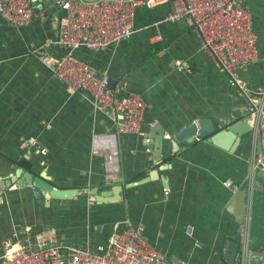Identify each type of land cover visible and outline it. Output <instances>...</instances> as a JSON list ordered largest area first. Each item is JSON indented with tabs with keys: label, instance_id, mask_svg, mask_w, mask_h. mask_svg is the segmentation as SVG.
<instances>
[{
	"label": "crops",
	"instance_id": "crops-1",
	"mask_svg": "<svg viewBox=\"0 0 264 264\" xmlns=\"http://www.w3.org/2000/svg\"><path fill=\"white\" fill-rule=\"evenodd\" d=\"M258 37V61L242 73L264 90V0H243ZM45 20L15 27L0 17V242L33 238L46 227L61 244L104 246L114 230L140 228L146 242L172 264H264V176L248 170L259 153L252 132L226 151L200 138L177 142L174 136L198 123L219 131L246 117L248 105L184 22L166 21L169 4L136 10L135 33L106 51L86 47L74 53L101 74L116 80L120 97L140 94L145 103L142 134H119L115 122L95 108L83 92L64 82L32 53L50 45L56 58L62 46L53 0L42 4ZM217 133L213 130L212 135ZM113 135L119 154V181H106L104 160L92 154L94 136ZM159 139L161 158L145 140ZM29 143V150L22 143ZM35 144V145H34ZM105 144V139H103ZM150 149L148 152L147 150ZM59 190H77L72 199L35 198L23 174ZM123 183V191L117 188ZM139 183V184H136ZM89 193H83V189ZM107 197H95L91 191ZM246 189L250 244L234 263L227 241L243 227L235 217L238 191ZM201 243L202 247L196 244ZM242 244V243H241Z\"/></svg>",
	"mask_w": 264,
	"mask_h": 264
},
{
	"label": "built area",
	"instance_id": "built-area-1",
	"mask_svg": "<svg viewBox=\"0 0 264 264\" xmlns=\"http://www.w3.org/2000/svg\"><path fill=\"white\" fill-rule=\"evenodd\" d=\"M47 0H0V17L15 27H28L37 19L45 20ZM169 4L166 21L186 23L196 34L197 52L210 56L213 63L227 76L230 83L246 100V118L252 127L254 140L261 152L249 160L248 170L264 176V90H256L242 77V73L258 61V37L253 30L251 11L243 0H53L58 18L62 46L70 51L56 58L50 45L34 48L32 53L55 78L64 82L69 92H88L95 100V108L105 112L116 124L119 134L140 135L146 103L135 92L125 97L117 94L123 86L109 89V76L80 60L75 51L80 47L106 51L120 46L136 31V10ZM197 128L198 123H195ZM200 140L199 135L193 137ZM105 139V144H103ZM147 145L151 139L145 140ZM35 145V144H34ZM23 142L22 149L29 150ZM92 154L103 158L106 181H119V154L113 135L94 136ZM148 152L150 149L147 150ZM88 194L89 189H83ZM241 253L248 254L250 244L249 215L242 225ZM202 247L201 243L196 244ZM168 257L152 248L140 228L130 225L116 229L104 246L85 248L61 244L56 231L46 227L33 238L0 242V264H168ZM172 264H189L174 261Z\"/></svg>",
	"mask_w": 264,
	"mask_h": 264
},
{
	"label": "water",
	"instance_id": "water-1",
	"mask_svg": "<svg viewBox=\"0 0 264 264\" xmlns=\"http://www.w3.org/2000/svg\"><path fill=\"white\" fill-rule=\"evenodd\" d=\"M87 2H92L95 0H86ZM116 84V80L110 79L108 88L114 89V86ZM84 95L92 101V103H95L94 98L88 93L83 92ZM202 129L198 130L197 126L191 125L187 128L186 131L180 132L177 135L174 136V139L177 142L181 141H187V143H192L193 139L192 137L199 135L202 139H207V141L216 147H219L221 149H224L226 151H231L233 148L235 149L237 143L239 142L240 138L251 132L252 127L250 122L245 117L241 121L235 122L231 124L227 129L219 131V125L218 123H214L215 126H213V130H216L217 133H214L212 135L213 130L208 127V124L201 123ZM154 148H155V158L158 162V160L161 158V142L159 139L156 141H152ZM259 152H261V146L259 145ZM49 177L46 175V172H43L40 175V178H33V176L29 173L23 174V179L19 183V187H26L30 185L35 193V198L41 199L44 198L46 201H50L51 199H58V200H66V199H72L77 193V190H59L57 188H53L52 185L48 183ZM123 183H118L117 188L120 189V192L123 191L125 187H132L133 185H122ZM139 184V183H136ZM91 195L95 197H107V195L98 194L96 189H93L91 191ZM246 195L247 190L242 189L237 192L235 195V198L233 200V203H236V208L238 209L235 211V217L237 218V221L240 225H243L245 213H246ZM242 227L238 230V232L231 236V238L227 241V249L228 252L226 253V259L230 263H234L235 259L239 253L241 242H242Z\"/></svg>",
	"mask_w": 264,
	"mask_h": 264
}]
</instances>
